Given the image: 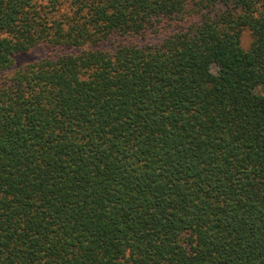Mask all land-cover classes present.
Returning <instances> with one entry per match:
<instances>
[{
  "label": "trees",
  "instance_id": "trees-1",
  "mask_svg": "<svg viewBox=\"0 0 264 264\" xmlns=\"http://www.w3.org/2000/svg\"><path fill=\"white\" fill-rule=\"evenodd\" d=\"M263 93L264 0H0V264H264Z\"/></svg>",
  "mask_w": 264,
  "mask_h": 264
},
{
  "label": "rangeland",
  "instance_id": "rangeland-1",
  "mask_svg": "<svg viewBox=\"0 0 264 264\" xmlns=\"http://www.w3.org/2000/svg\"><path fill=\"white\" fill-rule=\"evenodd\" d=\"M252 42V37L251 33L248 29H243L242 34H241V46L244 50H247ZM44 53L40 51H35L29 55H20L16 57L15 59V68L26 65L28 63H31L33 61H36L40 59ZM264 94V93H263Z\"/></svg>",
  "mask_w": 264,
  "mask_h": 264
}]
</instances>
